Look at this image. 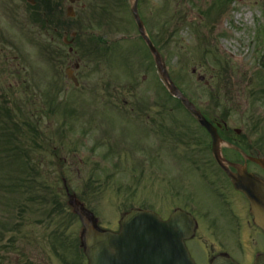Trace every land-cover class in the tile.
Instances as JSON below:
<instances>
[{
  "label": "rangeland",
  "instance_id": "1",
  "mask_svg": "<svg viewBox=\"0 0 264 264\" xmlns=\"http://www.w3.org/2000/svg\"><path fill=\"white\" fill-rule=\"evenodd\" d=\"M51 1L64 4L66 15L68 0ZM216 1L138 0V10L176 85L207 115L211 103L213 116L230 112L229 127L264 152V0H233L223 14L215 7L209 16ZM133 2L82 0L74 6L73 25L89 26L83 41L96 36L117 46L103 56L91 40L87 45L95 52L78 48L67 59L42 49L38 42H53L31 22L26 0H0V103L8 100L23 125L36 128L37 134L29 135L32 166L36 181L44 184L41 202L26 199L23 189L11 194L0 188V264H88L79 251L82 225L68 208L66 186L97 225L111 232L119 231L120 219L131 209L164 216L171 204L191 203L212 255L227 252L237 261L241 256L240 216L220 211V203L197 185L165 184L175 174L167 167L172 154L150 136L148 108L167 95L131 15ZM54 46L68 51L60 43ZM217 58L227 67V78ZM69 66L78 88L66 76ZM190 123L170 101L164 121L168 137L201 132ZM17 169L0 162V178ZM255 242L264 248L263 239ZM196 247L207 260V249Z\"/></svg>",
  "mask_w": 264,
  "mask_h": 264
},
{
  "label": "water",
  "instance_id": "2",
  "mask_svg": "<svg viewBox=\"0 0 264 264\" xmlns=\"http://www.w3.org/2000/svg\"><path fill=\"white\" fill-rule=\"evenodd\" d=\"M77 0H70L75 3ZM34 5V0H28ZM131 11L138 30L154 56L156 64L166 82L170 93L179 99L194 116L200 125L212 136L213 152L218 162L222 164L221 140L217 128L211 125L205 117L189 102L170 79L157 49L146 34L144 24L138 13V0H134ZM69 16H74L73 10H68ZM68 78L78 87L79 83L71 70H67ZM204 78L201 77L200 81ZM240 133V131H238ZM264 169V161L251 159ZM236 190L242 192L250 203L254 223L264 231V182L249 173L247 168L239 167L237 174L229 173ZM69 205L79 216L83 226L82 246L89 264H195L191 259L184 241L194 234L193 218L176 211L168 221H163L155 213L132 210L120 221V232L101 231L96 227L94 216L85 210L74 196H69ZM212 264H236L231 259L216 258ZM257 264H264L259 258Z\"/></svg>",
  "mask_w": 264,
  "mask_h": 264
},
{
  "label": "flooded vegetation",
  "instance_id": "3",
  "mask_svg": "<svg viewBox=\"0 0 264 264\" xmlns=\"http://www.w3.org/2000/svg\"><path fill=\"white\" fill-rule=\"evenodd\" d=\"M53 3V5L57 7L64 6V4H60L56 1H53ZM77 4L79 3H76L75 6ZM60 15L63 17L62 9ZM59 24L67 28L64 33L66 37L63 38L64 44L67 45V30L70 28V23L67 22L65 18H60ZM101 46L108 49L110 43L101 42ZM158 107L159 110L155 111ZM148 109L149 114H151V116H148L150 136L157 138L160 150L168 149L172 154V164L167 165V167L169 169L172 168L175 174L166 178L165 184L174 185L177 183H188L190 187L197 185L203 193L208 194L207 197L212 198V201H218L220 203V211L231 214L232 216H240L242 221L241 226H243L241 235L242 240L245 241L243 248L240 250L241 253H239L241 256L237 261L227 252L216 256L212 255V245H210L205 238V233L202 232L201 222L194 216L196 215V211L192 208L191 203L188 205L182 204V206L180 204H171L168 207V211L164 212L165 220L169 219L176 210L185 211L196 220L195 235L188 240L186 244L197 264L198 261L196 258L200 260L201 264H212L213 259L217 256H228L238 264H255L260 257H264L263 245L257 244L255 238L264 240V233L254 224L246 197L234 188L226 169L231 173H236L239 166L247 163L248 171L254 173L258 178L264 181V170L250 162L247 158L252 156L260 157L261 151L248 138L242 140L237 139L236 136H241V134L232 130L226 120L212 119V103L211 115L208 121L214 125H221L219 135L223 143V148L221 149L223 165L218 162L213 153L212 136L207 133L205 129L200 127L198 121L194 117H190L188 120H191L201 132L173 133L172 137H170L173 139H170L168 137L169 134L166 132L167 128L164 125L167 113V102H151ZM231 130L233 132H231ZM229 140H232L234 144H238L241 148L245 149L248 154H244L239 149L235 148ZM234 149L240 151L241 154L233 151ZM171 194L174 196L175 192L172 191ZM197 244L203 245L207 249L210 254L207 260H204V257L199 255L196 247ZM251 253H255V258L252 262L251 258H249Z\"/></svg>",
  "mask_w": 264,
  "mask_h": 264
},
{
  "label": "trees",
  "instance_id": "4",
  "mask_svg": "<svg viewBox=\"0 0 264 264\" xmlns=\"http://www.w3.org/2000/svg\"><path fill=\"white\" fill-rule=\"evenodd\" d=\"M218 3L209 10V16L212 14V11L215 10V7H218V15L223 12L225 8L233 3V0H217ZM50 4H43V9L40 7H31L29 17L33 24L37 25L41 32L47 33L49 36L54 35V27L57 28L55 21L57 19L53 15V11L50 9ZM35 38V37H34ZM155 44L157 40L154 37ZM47 53H54L53 45L51 42L40 41L38 42ZM79 48L82 49L81 44ZM90 53L95 52L91 51V46L89 47ZM60 56V52H57ZM216 58V56H215ZM217 61L221 63L222 73H224L225 78L228 76L227 67L222 66V61L217 58ZM229 79V77H228ZM230 80V79H229ZM167 100L175 101L177 100L172 98L167 93ZM219 104V103H218ZM217 104V105H218ZM169 107V106H168ZM230 112H225L223 116H228ZM30 134H37L36 128L30 123H25L19 115L14 112L9 106L8 100L0 103V162L1 164H6L10 166H20V169L14 171L12 176L8 173L7 176L0 178V188L4 191H8L11 194H18V189H23L22 196L33 198V200L40 201L39 188L43 186V183L36 181V167L32 166L33 156L32 149L30 145L33 144V140L30 138ZM38 148H41L40 145H37ZM38 195V196H37ZM37 196V197H36ZM29 198V199H30ZM44 199V198H43ZM15 201L20 202L19 199L15 198ZM24 205V204H23ZM6 233L10 232L9 229L3 227ZM4 233L1 237H3Z\"/></svg>",
  "mask_w": 264,
  "mask_h": 264
}]
</instances>
